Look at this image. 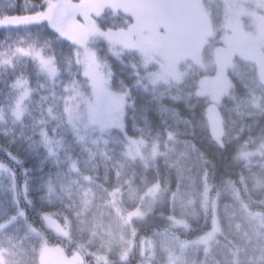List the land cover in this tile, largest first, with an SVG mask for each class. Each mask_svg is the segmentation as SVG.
<instances>
[{
	"label": "trees",
	"instance_id": "trees-1",
	"mask_svg": "<svg viewBox=\"0 0 264 264\" xmlns=\"http://www.w3.org/2000/svg\"><path fill=\"white\" fill-rule=\"evenodd\" d=\"M219 5L213 1L210 7L213 34L203 46L204 69L189 63L181 68L182 80L171 85L177 93L191 91L190 99L185 96L187 103L166 101L178 110L179 121L171 113L158 118L153 104L149 123L142 118L140 99L128 109L123 134L83 128L84 140L79 141L68 124L57 127L59 121L52 120L53 139L61 141L59 147L53 145L59 160L55 166L43 147L33 150L32 141L38 137L25 139L32 136L31 127L19 136L20 126L11 120L0 123V145L28 157L24 167H31L36 178L31 181V205L18 192L28 219L0 228V249L6 250L7 264H39L45 244L60 246L68 256L80 253L84 264H96L97 253L105 255L108 264H264V84L254 63L233 57L227 68L230 88L218 108L221 143L211 132L208 100L197 93L200 78L215 71L213 50L222 43ZM21 37L27 42L51 40L63 60V45L43 28L13 31L7 43H0V52H8ZM113 67L122 74L119 63L113 61ZM32 79L36 87V77ZM185 80L188 83L181 89ZM11 81L10 71H0V103L11 94ZM29 110L41 117L37 103ZM124 135L139 140L141 157L125 154ZM13 136L18 138L10 144ZM0 159L12 164L2 148ZM13 167L19 175L20 167ZM50 170L56 186L52 197L41 186V178L46 181ZM6 185L0 179V221L12 209ZM112 192L117 193L119 210ZM45 213L66 229L67 237L45 227ZM126 214L133 215L131 220ZM213 223L216 236L207 244L195 242ZM125 254L127 258L121 259Z\"/></svg>",
	"mask_w": 264,
	"mask_h": 264
},
{
	"label": "snow or ice",
	"instance_id": "snow-or-ice-1",
	"mask_svg": "<svg viewBox=\"0 0 264 264\" xmlns=\"http://www.w3.org/2000/svg\"><path fill=\"white\" fill-rule=\"evenodd\" d=\"M197 7L206 25L209 22L206 4L201 7L196 0H0V43H7L13 31L35 27L46 29L63 45L60 50L63 60L57 56L51 40L27 42L21 37L14 46L9 45L8 52H0V71L12 73L11 94L0 103V123L11 120L20 126L19 136H24L25 127H31L32 136L25 139L38 137L32 141L33 150L43 147L55 166L59 160L53 145L59 147L61 141L53 139L56 129L49 126L52 120L59 121L57 127L68 124L79 141L84 140L81 128L99 126L102 131L109 128L117 132L123 129L120 133L123 134L127 127L122 121H126L128 109L135 108L136 100L140 99L142 118L149 123L153 104L158 118L171 113L179 121L178 110L166 101L175 105L187 103L186 95L191 98V91L177 93L171 85L183 66L202 62L203 49L198 58L194 36L188 46L177 43L194 31L190 10ZM231 39L225 37L226 42ZM113 61L120 64L122 74H117ZM219 63L223 73L224 66L232 63L231 49L225 51ZM32 76L36 77V87ZM187 83L185 80L179 87L183 89ZM32 103L39 105V119L29 110ZM167 135L171 137V132ZM17 138L13 136L9 143H15ZM0 148L12 161L9 164L0 159V179L7 181L6 187L12 194V209L0 221V228L6 230L28 219L18 192L22 191L24 202L31 205V181L36 178L30 174L31 167H24L28 157L22 158L2 145ZM43 163L37 169L40 172ZM13 165L20 167L19 175ZM71 168L75 169L76 164H71ZM47 175L46 181L41 178V186L52 197L56 186L51 170ZM42 219L54 234L68 236L51 215L45 213ZM5 251L0 249V264H6ZM94 255L96 264H108L105 255ZM126 258L127 254L121 257ZM84 261L85 257L76 253L69 264Z\"/></svg>",
	"mask_w": 264,
	"mask_h": 264
},
{
	"label": "rangeland",
	"instance_id": "rangeland-1",
	"mask_svg": "<svg viewBox=\"0 0 264 264\" xmlns=\"http://www.w3.org/2000/svg\"><path fill=\"white\" fill-rule=\"evenodd\" d=\"M213 1L222 6V43L213 50L214 74L203 75L200 78L197 93L208 100L207 113L211 132L215 140L221 143L223 128L218 108L222 96L230 88V81L227 76V68L230 64L224 66L223 73H221L219 60L223 57L226 50L231 49L232 59L237 55L256 65L259 79L264 84V0H196L197 4L201 5V7L206 4V16L209 18V22L205 25L201 21L200 7L191 9L190 17L194 24V31L189 37L182 38L177 43L179 46H188L191 43V38L194 36L198 42L196 49L198 58H200V49H203L204 44L213 34L210 22V7ZM214 9H218V6ZM225 37H231L232 39L226 42ZM192 64L202 70L204 69L203 60L200 64H196L195 62ZM182 76L181 69H179L175 75L174 83L180 82ZM91 129H95L97 132L111 130L105 128L102 131L99 126ZM81 131H83V128H81ZM120 131H123V129ZM124 138L125 154L131 159L141 157L139 140L126 135H124ZM111 196L115 208L119 210L117 193L112 192ZM132 216V214H126L128 220H131ZM43 221L45 227L49 229L47 222ZM216 233V223H213V227L199 236L195 242L207 244V242L216 236ZM76 253L78 252L74 254ZM74 254L71 256L66 255L60 246L47 245L45 247L43 245L39 254V264H69ZM4 260L7 264L5 252Z\"/></svg>",
	"mask_w": 264,
	"mask_h": 264
}]
</instances>
